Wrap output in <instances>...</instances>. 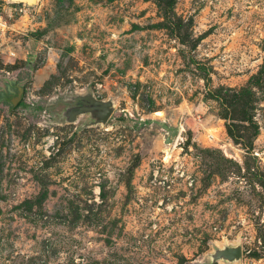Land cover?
<instances>
[{
  "label": "rangeland",
  "instance_id": "374dc122",
  "mask_svg": "<svg viewBox=\"0 0 264 264\" xmlns=\"http://www.w3.org/2000/svg\"><path fill=\"white\" fill-rule=\"evenodd\" d=\"M86 87L114 102L101 126L37 109ZM233 241L264 264V0H0V264Z\"/></svg>",
  "mask_w": 264,
  "mask_h": 264
},
{
  "label": "water",
  "instance_id": "95a60500",
  "mask_svg": "<svg viewBox=\"0 0 264 264\" xmlns=\"http://www.w3.org/2000/svg\"><path fill=\"white\" fill-rule=\"evenodd\" d=\"M25 5L32 4L35 0H14ZM22 93V87L17 86L14 94L6 101L13 106ZM114 102L110 97L99 98L94 91L86 87L82 90L72 89L65 93H57L54 96L41 100L37 109L48 113L44 114L48 124H64L78 122V129L89 126H101L112 112ZM175 134L176 131H170ZM171 139L164 136V142ZM241 259V246L238 241L210 244V249L203 255V261L198 264H237Z\"/></svg>",
  "mask_w": 264,
  "mask_h": 264
},
{
  "label": "flooded vegetation",
  "instance_id": "af4514ba",
  "mask_svg": "<svg viewBox=\"0 0 264 264\" xmlns=\"http://www.w3.org/2000/svg\"><path fill=\"white\" fill-rule=\"evenodd\" d=\"M13 94H14V93H13ZM13 94L10 93V92L6 93V95H7L8 98H10Z\"/></svg>",
  "mask_w": 264,
  "mask_h": 264
}]
</instances>
